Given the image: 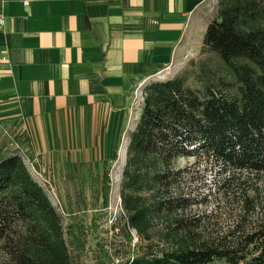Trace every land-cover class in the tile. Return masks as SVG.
I'll list each match as a JSON object with an SVG mask.
<instances>
[{"label":"trees","instance_id":"1","mask_svg":"<svg viewBox=\"0 0 264 264\" xmlns=\"http://www.w3.org/2000/svg\"><path fill=\"white\" fill-rule=\"evenodd\" d=\"M205 52L217 55L222 71L202 63L201 87L191 86L187 74L147 86L129 133L119 226L127 234L135 229L147 243L121 264H264V199L257 185L264 178V0H218ZM191 156L229 173L220 184L224 201L239 211L227 227L197 207L209 202L211 190H189L196 162L179 167L178 161ZM159 222L161 239L154 243L151 230ZM4 259L72 264L61 215L18 151L0 158V264Z\"/></svg>","mask_w":264,"mask_h":264},{"label":"crops","instance_id":"2","mask_svg":"<svg viewBox=\"0 0 264 264\" xmlns=\"http://www.w3.org/2000/svg\"><path fill=\"white\" fill-rule=\"evenodd\" d=\"M202 3L0 0V123L21 132L57 187L104 179L126 160L135 85L200 51L211 18Z\"/></svg>","mask_w":264,"mask_h":264},{"label":"rangeland","instance_id":"3","mask_svg":"<svg viewBox=\"0 0 264 264\" xmlns=\"http://www.w3.org/2000/svg\"><path fill=\"white\" fill-rule=\"evenodd\" d=\"M202 7L207 16L212 17L217 13L218 0H203ZM202 63L209 65L210 69L220 72L222 64L216 54L205 52L201 53V48L196 56L184 57L181 63L174 65L173 68L165 70L161 75L156 76L150 82L163 81L172 78L178 74L190 75L188 83L194 87H201L202 80L198 73L201 72ZM143 80L139 81L135 86L139 85V89L147 90L148 84ZM143 106L141 109H134L133 129L135 128ZM22 135L20 131L10 125L0 123V158L13 151H18L24 158L28 168L32 172L34 178L41 183L49 176L37 165H34L28 158L29 153L26 140L24 137L20 141L16 138ZM128 136L124 138V147L127 146ZM126 160L115 158L108 165L107 174L102 179L101 176L93 177H67L62 179V185L57 187L55 181L51 180L52 189L46 191L52 204L60 213L62 225L64 229V237L72 256V264H121L127 260L129 255L140 250V244L145 245L147 240L138 237L135 229H131V233L127 234L126 230H117L123 224L124 214L112 223L110 218L114 215V197L120 195L122 172ZM196 162L197 174L194 178H189V186L193 192L197 191L205 195H209L207 204H200L199 209L207 212H213L211 220L227 227L228 223H232L233 215L239 211L238 207L229 206L225 200V191L220 185L227 174H219V168L211 163L208 159L201 157L196 158L183 157L178 161V166L183 167L192 165ZM69 180V181H68ZM72 182V184H69ZM192 184V185H190ZM257 185L261 189V196L264 199V178L257 181ZM236 187V186H235ZM241 187V186H240ZM241 190L239 187L235 191ZM249 194L253 195L254 190L248 189ZM232 195V192H229ZM204 195V196H205ZM112 203V204H111ZM220 203V204H219ZM111 204V206H110ZM261 210V209H258ZM217 213V214H216ZM259 212L252 213V217H259ZM162 223L155 224L151 230L154 243L159 241L161 236ZM142 249V248H141ZM1 264H12L11 261H2ZM209 264H229L225 259H215Z\"/></svg>","mask_w":264,"mask_h":264},{"label":"built area","instance_id":"4","mask_svg":"<svg viewBox=\"0 0 264 264\" xmlns=\"http://www.w3.org/2000/svg\"><path fill=\"white\" fill-rule=\"evenodd\" d=\"M26 3H27V1H26ZM3 25H4V17L2 15H0V30H1ZM185 57H189V55H186ZM6 60H7V56H2L0 58V61H6ZM161 74H162V71L158 72L155 75L146 77L145 79H143V81L145 83H147V82L149 83L156 76L160 77ZM161 76H164V75H161ZM146 95H147V90L139 89V85L134 87V89L132 91V96H131V106H130L131 112L134 109H141V107L144 106ZM40 184L45 188L46 191H49L50 189L53 188L51 180H49V179L42 180ZM111 204H110V206H111ZM112 206L114 207L115 211H114L113 218H110V221L112 223H115L119 219V217L122 216V214L117 215L118 212L123 213L122 211H124L121 195H116L114 197V204ZM116 229L120 230L119 227H117Z\"/></svg>","mask_w":264,"mask_h":264}]
</instances>
